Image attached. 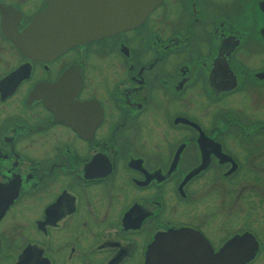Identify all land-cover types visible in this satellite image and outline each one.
<instances>
[{
	"label": "flooded vegetation",
	"instance_id": "flooded-vegetation-1",
	"mask_svg": "<svg viewBox=\"0 0 264 264\" xmlns=\"http://www.w3.org/2000/svg\"><path fill=\"white\" fill-rule=\"evenodd\" d=\"M45 6L0 0V264H264V0L19 47Z\"/></svg>",
	"mask_w": 264,
	"mask_h": 264
},
{
	"label": "water",
	"instance_id": "water-1",
	"mask_svg": "<svg viewBox=\"0 0 264 264\" xmlns=\"http://www.w3.org/2000/svg\"><path fill=\"white\" fill-rule=\"evenodd\" d=\"M161 0H46L45 8L35 14L26 33L18 36L16 44L31 52L51 45L52 52L62 50L83 40L95 39L139 24ZM37 50V51H35ZM241 243L245 257L231 254ZM246 234L230 238L210 259H197L201 264H242L251 256L245 249ZM249 256V257H248Z\"/></svg>",
	"mask_w": 264,
	"mask_h": 264
}]
</instances>
